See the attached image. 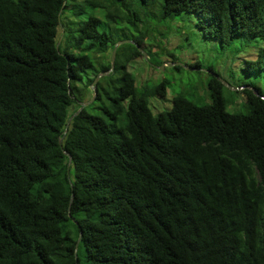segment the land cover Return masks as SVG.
<instances>
[{"label": "trees", "instance_id": "1", "mask_svg": "<svg viewBox=\"0 0 264 264\" xmlns=\"http://www.w3.org/2000/svg\"><path fill=\"white\" fill-rule=\"evenodd\" d=\"M137 1L220 44L260 41L246 64L264 71V0ZM130 6L0 0V264H264V90L238 85L230 112L207 68V102L153 114L167 82L126 70L146 33L124 34L109 69L105 30L134 26Z\"/></svg>", "mask_w": 264, "mask_h": 264}, {"label": "rangeland", "instance_id": "2", "mask_svg": "<svg viewBox=\"0 0 264 264\" xmlns=\"http://www.w3.org/2000/svg\"><path fill=\"white\" fill-rule=\"evenodd\" d=\"M127 1L131 5L129 12L135 10L141 14L139 21H135L133 26L116 19L109 23L105 31L110 32L114 43L130 40L123 38L124 34L129 37V34L146 33L142 41L143 47L144 44L151 46L152 52L129 60L126 70L134 75L138 85L146 82L151 86L161 80L167 82L162 98L154 96L148 99L153 114L168 109L170 98L176 94H181L192 102H207V81L209 75H212L207 68L217 72L216 78L221 83V94L225 100V107L230 112H244L238 85L244 84L247 88L249 85H256L264 90V71L250 73L252 67L246 64L254 59L257 48L262 45L260 41L236 38L220 44L203 37L201 32L194 27L192 17H177L173 21L170 19L157 20L152 16L147 5L137 0ZM88 13L100 16L98 8L87 6L84 14ZM80 19H84V15ZM171 57L174 58L173 61H170ZM194 62L199 64V67L190 65ZM88 95L90 98L91 90L88 91Z\"/></svg>", "mask_w": 264, "mask_h": 264}, {"label": "water", "instance_id": "3", "mask_svg": "<svg viewBox=\"0 0 264 264\" xmlns=\"http://www.w3.org/2000/svg\"><path fill=\"white\" fill-rule=\"evenodd\" d=\"M127 42H132V41H130V40H122V41H118V42H116V43L113 44V47H112L111 52H110V68H109V69H111V67H112L113 58H114V52H115L116 47H117L119 44L127 43ZM139 51L142 53L143 56H145V52H144V51H142L141 49H139ZM187 68H191V67H187ZM100 75H101V73L97 74V75L93 78L92 82L89 84V88H90L91 91H92V95H91V97H90L89 99H87L86 101L79 103V107H78V108H77V109H76V110H75V111L69 116V118L67 119V121H66V126H67V124H68V122H69V119H70L73 115H75L77 112H79V110H80L82 107L86 106L87 104H89L90 102L93 101L94 96H95V93H96V92H95V89H94V83L96 82V80L98 79V77H99ZM260 98H262V96H260ZM58 144H59V145L61 144L60 139L58 140ZM67 156H68V155H67ZM68 163H69V156H68L67 166H68Z\"/></svg>", "mask_w": 264, "mask_h": 264}]
</instances>
